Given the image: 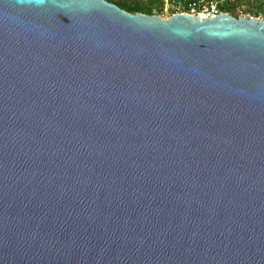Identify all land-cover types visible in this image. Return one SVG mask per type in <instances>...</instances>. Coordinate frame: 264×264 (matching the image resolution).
<instances>
[{
    "label": "water",
    "instance_id": "water-1",
    "mask_svg": "<svg viewBox=\"0 0 264 264\" xmlns=\"http://www.w3.org/2000/svg\"><path fill=\"white\" fill-rule=\"evenodd\" d=\"M0 264H264V18L0 0Z\"/></svg>",
    "mask_w": 264,
    "mask_h": 264
},
{
    "label": "built area",
    "instance_id": "built-area-1",
    "mask_svg": "<svg viewBox=\"0 0 264 264\" xmlns=\"http://www.w3.org/2000/svg\"><path fill=\"white\" fill-rule=\"evenodd\" d=\"M241 0H163L164 8L169 15L176 12H188L201 16L217 15L224 11L231 12L230 6L235 11H240V15L255 16L264 18V14L253 15L250 12H242L239 6ZM233 14V12H231Z\"/></svg>",
    "mask_w": 264,
    "mask_h": 264
},
{
    "label": "rangeland",
    "instance_id": "rangeland-1",
    "mask_svg": "<svg viewBox=\"0 0 264 264\" xmlns=\"http://www.w3.org/2000/svg\"><path fill=\"white\" fill-rule=\"evenodd\" d=\"M131 5H144L152 8V13H158L162 16H169L163 5V0H125ZM239 6L242 8V12H250L253 15L264 14V0H241ZM234 15H240V11H235L233 6L229 7ZM144 12V11H142Z\"/></svg>",
    "mask_w": 264,
    "mask_h": 264
},
{
    "label": "trees",
    "instance_id": "trees-1",
    "mask_svg": "<svg viewBox=\"0 0 264 264\" xmlns=\"http://www.w3.org/2000/svg\"><path fill=\"white\" fill-rule=\"evenodd\" d=\"M112 2H115L119 4L120 6L130 10V11H144L147 13H152V8L150 6H144V5H131L127 3L125 0H110Z\"/></svg>",
    "mask_w": 264,
    "mask_h": 264
}]
</instances>
